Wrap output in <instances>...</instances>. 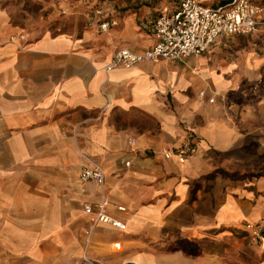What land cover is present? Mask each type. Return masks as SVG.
I'll return each instance as SVG.
<instances>
[{
    "label": "crops",
    "instance_id": "1",
    "mask_svg": "<svg viewBox=\"0 0 264 264\" xmlns=\"http://www.w3.org/2000/svg\"><path fill=\"white\" fill-rule=\"evenodd\" d=\"M159 8L59 34L0 19V264H87L85 250L110 264H264L245 228L264 227V54L221 50L264 41L230 35L105 72L116 48L153 44ZM183 142L185 160L163 156ZM80 152L102 164V188L79 180ZM101 194L120 226L82 212Z\"/></svg>",
    "mask_w": 264,
    "mask_h": 264
},
{
    "label": "built area",
    "instance_id": "2",
    "mask_svg": "<svg viewBox=\"0 0 264 264\" xmlns=\"http://www.w3.org/2000/svg\"><path fill=\"white\" fill-rule=\"evenodd\" d=\"M174 1L173 5H162L149 22L153 44L142 51L128 47L116 48L103 67L105 72L116 67H131L142 61H177L188 56L203 55L221 37L230 35L257 32L264 41V0H229L223 4H208L201 0ZM116 24L117 19L109 18L97 26L105 30ZM193 150L190 142H183L174 148L163 149L162 154L166 158L175 157L183 161ZM80 156L82 162L78 175L81 183H93L102 188L105 183L102 164L84 152H80ZM115 208L125 210L123 205H115ZM82 212L89 217L92 226L98 223L120 226V222L108 213V199L104 194L96 202L83 203ZM245 228L251 241L264 248L263 225L247 223ZM82 259L87 264H110L88 255L86 250L82 253Z\"/></svg>",
    "mask_w": 264,
    "mask_h": 264
},
{
    "label": "rangeland",
    "instance_id": "3",
    "mask_svg": "<svg viewBox=\"0 0 264 264\" xmlns=\"http://www.w3.org/2000/svg\"><path fill=\"white\" fill-rule=\"evenodd\" d=\"M170 1L172 0H0V19L4 27H14L21 35L78 32L92 23L97 27L101 21L118 19L126 14L151 15L156 8ZM201 1L211 3L220 0ZM230 40L221 47L224 62L248 57L253 51L264 54V44L257 39L235 37ZM252 88L253 93L255 89V92L258 91L259 86L253 85ZM248 239L251 240L250 237Z\"/></svg>",
    "mask_w": 264,
    "mask_h": 264
},
{
    "label": "trees",
    "instance_id": "4",
    "mask_svg": "<svg viewBox=\"0 0 264 264\" xmlns=\"http://www.w3.org/2000/svg\"><path fill=\"white\" fill-rule=\"evenodd\" d=\"M228 1L229 0H220L218 2H211V3H208V4H223V3H226ZM257 176H263L264 177V171L258 172Z\"/></svg>",
    "mask_w": 264,
    "mask_h": 264
}]
</instances>
